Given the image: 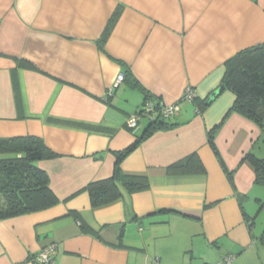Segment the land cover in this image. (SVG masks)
<instances>
[{
	"label": "crops",
	"instance_id": "1",
	"mask_svg": "<svg viewBox=\"0 0 264 264\" xmlns=\"http://www.w3.org/2000/svg\"><path fill=\"white\" fill-rule=\"evenodd\" d=\"M262 42L264 0H0V138L39 136L58 154L37 161L58 202L0 220V264H33L50 243L54 264H212L229 254L231 264H264V186L243 160L259 153L264 129L228 112V88L203 103L224 62ZM188 86L194 102L180 101ZM145 96L180 101L167 127L120 161L149 186L93 206L86 185L110 177L149 125L125 123ZM218 124L219 155L207 141ZM194 152L204 172L167 171Z\"/></svg>",
	"mask_w": 264,
	"mask_h": 264
},
{
	"label": "trees",
	"instance_id": "2",
	"mask_svg": "<svg viewBox=\"0 0 264 264\" xmlns=\"http://www.w3.org/2000/svg\"><path fill=\"white\" fill-rule=\"evenodd\" d=\"M120 12L121 8L117 7L97 42L99 50L103 53H106L105 42ZM23 64L33 67L28 62ZM221 84H224L225 88H228L235 96L228 112L235 111L264 129V42L243 48L229 57L224 62ZM147 98L149 97L145 96L144 100ZM196 99L197 97L194 101ZM165 121L149 123L148 127L137 135L128 147L117 153L110 177L91 181L86 185L85 190L93 206L106 205L121 198L123 196L122 187L128 193L148 188L149 183L145 176L124 174L120 168V161L154 131L167 127ZM218 127L219 124L207 133V141L217 155L219 154L214 139ZM6 152L13 155L0 159V199L3 201L0 207V220L47 208L58 202L49 187L47 173L37 165V161L51 159L58 154L51 150L41 137L25 135L0 138V154ZM219 159L227 171L224 162L221 158ZM243 160L248 161L254 168L255 182L264 186V159L252 152H247ZM204 170V165L195 152L167 167L169 173L175 174L198 173ZM229 178L231 179L230 174Z\"/></svg>",
	"mask_w": 264,
	"mask_h": 264
},
{
	"label": "built area",
	"instance_id": "3",
	"mask_svg": "<svg viewBox=\"0 0 264 264\" xmlns=\"http://www.w3.org/2000/svg\"><path fill=\"white\" fill-rule=\"evenodd\" d=\"M123 79L124 74L122 72H119L113 82V85L106 90L104 94L105 99L113 95L114 89L121 84ZM196 97L197 94L195 93V90L192 87L188 86L183 91L180 101L193 102ZM179 102L165 104L160 100L147 98L143 101L139 109L127 116L125 121L126 126L130 130L136 131L140 122L144 118H146L149 123L167 120L179 111ZM55 247L56 246L54 243H50L47 246L43 247L31 257V262L33 264H54L53 252ZM233 258V255H225L219 261L212 264H231Z\"/></svg>",
	"mask_w": 264,
	"mask_h": 264
},
{
	"label": "rangeland",
	"instance_id": "4",
	"mask_svg": "<svg viewBox=\"0 0 264 264\" xmlns=\"http://www.w3.org/2000/svg\"><path fill=\"white\" fill-rule=\"evenodd\" d=\"M260 147H262V148L259 150V153L256 152L257 153L256 155L264 156V136H263L262 139H260ZM12 155H13L12 153L6 152V153H3V154H0V159L1 158L11 157ZM250 203L252 204V210L249 209V208L248 209H249V211L251 213H255V211L257 209V206L255 205L254 202H250ZM2 204H3V201L0 199V207H1ZM262 219H264V211L259 216V221H261Z\"/></svg>",
	"mask_w": 264,
	"mask_h": 264
},
{
	"label": "water",
	"instance_id": "5",
	"mask_svg": "<svg viewBox=\"0 0 264 264\" xmlns=\"http://www.w3.org/2000/svg\"><path fill=\"white\" fill-rule=\"evenodd\" d=\"M224 88V84H220L214 90H212L205 100V105L209 106L216 99V97L224 90Z\"/></svg>",
	"mask_w": 264,
	"mask_h": 264
}]
</instances>
